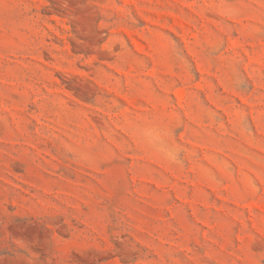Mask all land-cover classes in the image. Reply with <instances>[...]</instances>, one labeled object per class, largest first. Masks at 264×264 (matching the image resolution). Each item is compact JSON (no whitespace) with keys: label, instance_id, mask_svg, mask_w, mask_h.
Returning <instances> with one entry per match:
<instances>
[{"label":"rangeland","instance_id":"1","mask_svg":"<svg viewBox=\"0 0 264 264\" xmlns=\"http://www.w3.org/2000/svg\"><path fill=\"white\" fill-rule=\"evenodd\" d=\"M0 264H264V0H0Z\"/></svg>","mask_w":264,"mask_h":264},{"label":"clouds","instance_id":"2","mask_svg":"<svg viewBox=\"0 0 264 264\" xmlns=\"http://www.w3.org/2000/svg\"><path fill=\"white\" fill-rule=\"evenodd\" d=\"M166 136L167 133L163 131L146 132L143 134V140L147 148L160 152L169 161H176L179 156V149H174L168 145Z\"/></svg>","mask_w":264,"mask_h":264}]
</instances>
